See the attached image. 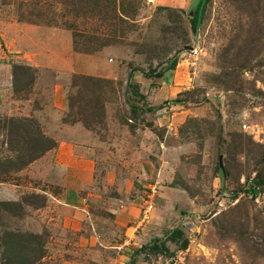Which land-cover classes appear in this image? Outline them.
<instances>
[{"label":"rangeland","instance_id":"1","mask_svg":"<svg viewBox=\"0 0 264 264\" xmlns=\"http://www.w3.org/2000/svg\"><path fill=\"white\" fill-rule=\"evenodd\" d=\"M114 6L124 22L78 29L120 37L74 71L71 29L20 21L16 3L0 0V121L34 117L55 142L21 171L0 174V236L12 238L0 264L22 254L36 264H133L157 240L169 251L148 249L144 264H264V186L249 192L264 176V0ZM174 60L180 92L149 100ZM16 65L32 67L28 85L24 77L16 85ZM18 128L0 123L4 162L17 156ZM74 188L79 207L65 202ZM176 228L185 247L166 238Z\"/></svg>","mask_w":264,"mask_h":264},{"label":"trees","instance_id":"2","mask_svg":"<svg viewBox=\"0 0 264 264\" xmlns=\"http://www.w3.org/2000/svg\"><path fill=\"white\" fill-rule=\"evenodd\" d=\"M12 1L16 3L17 16L20 21H26L33 24L57 25L71 29L74 37V48L75 51L79 53H94L96 50H98V46L100 47L110 45L111 42L114 41V38L118 39L120 37L119 30H116L115 32L112 30L107 35L102 36L104 40L100 41L102 38H99L96 33L87 32V29H78V27H80L78 24H80L81 21L84 23V21L96 22L101 20V22L104 24H110V26L114 25V23H121L125 21V18L119 14L117 8L114 6V0H4V3H11ZM198 20L199 6L195 10L194 17L191 19L192 28L194 31L198 29ZM108 21H111V23ZM83 36L87 37L86 40L89 45L84 42H79V38ZM176 66L177 62L175 60L172 61L170 65H167L163 69V71H160L159 76L162 77L167 70L175 69ZM31 69L32 67L30 65L15 66L14 75L16 78V85L19 77L25 78L24 84L26 85L31 82L29 78V75H31ZM77 78L78 76H74L72 79L74 85L78 84V82H76ZM24 89V86H16V92ZM76 102L77 98L73 95H70V107H75ZM162 107L163 106L156 107L154 110ZM0 123L3 127H21L20 129H16L18 130L17 135L14 136V141L18 142V148L15 149L17 151V156L15 155L14 158H8L5 162L0 160L1 175L10 174L12 171H21L31 162L41 157L47 150L55 146V142L52 138L45 135L40 129L34 128L42 127L38 120L34 117H10L5 118L3 122L0 121ZM29 127L31 128L29 129ZM12 133L11 135H13ZM261 186H264V176L259 171L257 174V179L252 182V186L249 191L252 193L253 197H256L259 194L261 191ZM2 236L5 237V240L1 239ZM182 237L183 231L179 228H176L166 234V238L168 240L177 243L179 246L185 247L187 245V239L184 238L182 241ZM10 242H12L10 233L6 232L4 235L0 236V247L1 244H4V246L8 247ZM148 249H151L154 251V253L159 254L168 252L169 246L167 245L166 240H157L153 243L142 245L136 250V252L139 255L141 253H147ZM20 258L22 259H19L20 261L17 262L15 261L16 259H13L9 255H5L3 260L4 264H36V262L39 260L35 259L32 261L30 258L24 257V254H22Z\"/></svg>","mask_w":264,"mask_h":264},{"label":"crops","instance_id":"3","mask_svg":"<svg viewBox=\"0 0 264 264\" xmlns=\"http://www.w3.org/2000/svg\"><path fill=\"white\" fill-rule=\"evenodd\" d=\"M85 55L91 56L92 59H95L96 58V56L95 55H92V54H83V53H79V52L74 51L72 53V55H71V57H72L71 69L72 70L77 71V65L79 63V60H82ZM171 71H175V69L167 70L164 73V75L162 76V79L163 80L161 81L162 86L159 88V90L157 92H154V96H152L153 93H147L149 100H152V101L154 99L156 101L161 100L159 98L158 94H160V92L162 90H164V93L165 92L167 93L166 94L167 97L171 96V94L173 92H176V93L180 92L181 88L178 87L176 79H174L171 76ZM110 72L111 73L110 74H107V76H112L113 75V69ZM114 72H115V70H114ZM174 89H176V91H173ZM156 93H158L157 96H156ZM153 104H154V102H153ZM68 189L66 190V196H65V200L66 201L65 202H67L68 205H73L75 207H79V205L81 203V198L79 197L77 191H79L80 189L78 190V188L77 189L74 188L73 189L74 192L73 191H70ZM72 192H73V195H72ZM142 256H146V254H141V255L139 254L138 255V258L136 259V261L133 264H144L145 259L142 258Z\"/></svg>","mask_w":264,"mask_h":264},{"label":"built area","instance_id":"4","mask_svg":"<svg viewBox=\"0 0 264 264\" xmlns=\"http://www.w3.org/2000/svg\"><path fill=\"white\" fill-rule=\"evenodd\" d=\"M163 110H164V108H163ZM156 187H157V185H154L152 188H151V191L150 192H152V193H154V192H156ZM149 192V191H148ZM149 196L148 197H151V195L150 194H148ZM150 201V200H149ZM148 201V204H147V206L145 207V210H144V214H145V218L147 217V216H149V214H150V212H151V208L153 207V204L151 203V202H149Z\"/></svg>","mask_w":264,"mask_h":264}]
</instances>
